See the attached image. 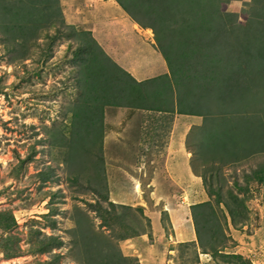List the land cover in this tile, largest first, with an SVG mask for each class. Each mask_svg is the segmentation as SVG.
<instances>
[{
	"label": "rangeland",
	"instance_id": "1",
	"mask_svg": "<svg viewBox=\"0 0 264 264\" xmlns=\"http://www.w3.org/2000/svg\"><path fill=\"white\" fill-rule=\"evenodd\" d=\"M118 1L130 19L162 26L168 40L160 33L161 44L185 53L187 62L209 47L218 51L217 63L226 62L229 49L211 37L228 27L244 30L250 12L256 25L249 31L264 22V0H178L177 13L155 0ZM31 2L36 11L28 14ZM69 3L0 0V264H264V140L243 138L231 121L210 126L204 111L157 122L126 106L136 99L123 86L129 79L122 82L102 56L78 58L91 4ZM66 7L80 19L68 18ZM184 12H191L188 23L178 19ZM153 34L148 28L142 35L154 42ZM255 49L250 70L226 78L227 88L264 80ZM147 63L118 67L144 82L142 106L174 111L175 84L152 85L165 67ZM256 109L251 124L264 118V102ZM222 130L232 132L234 144L209 138ZM206 150H214V161ZM175 220L191 237L174 238Z\"/></svg>",
	"mask_w": 264,
	"mask_h": 264
},
{
	"label": "trees",
	"instance_id": "2",
	"mask_svg": "<svg viewBox=\"0 0 264 264\" xmlns=\"http://www.w3.org/2000/svg\"><path fill=\"white\" fill-rule=\"evenodd\" d=\"M116 1L127 12V10L125 9V5H123L118 0ZM155 1L162 3V5L164 4L165 9L166 6L172 8L175 13H177L178 11H182V8L176 6V4H179L178 0ZM165 9L164 11L167 12V10ZM254 9L259 10L258 8L250 7L249 11H254ZM35 11L36 9L33 7L32 2L24 7V12L28 14H32ZM247 12V10H244V13ZM189 13L191 12H184L180 15V17L178 13V19L181 18V23L189 22L188 20H186L188 19ZM250 14L252 15L251 12ZM251 15H249L250 17H248V19L246 20V24H244L243 26L244 30H233L232 28L228 27L225 31V35H215V38L211 37V41L217 39L223 40V47L226 48V50L229 49L227 56H230L231 61L228 62L230 60L228 59L224 63H217L219 53L216 49H212L210 47V51L207 50L205 54H203L202 52L198 53L197 50L199 48L195 49V60H189L187 62L185 59V53H170L171 47L166 45L163 46V44H161V41H163V39L160 40V38L163 37L160 36V33H164L165 38L168 40V37L166 36L168 32H165L164 30L160 29L162 26L157 27L159 31H156L155 27L152 26L149 22L143 23V25H141L142 22H140L139 20H133L142 28H150L152 31H154V45L156 46L166 63L167 73L162 76H159L158 78L155 77L154 79H149L148 81L151 82L152 85H156V87H159L156 83H158L161 79H167L169 81V86L171 82L175 84V86L172 87L174 88L172 89L173 92H175V102H173L174 100H171L170 104L175 103V107L173 108H175L177 113L187 115L200 114V116H203L204 113H202V111H204L207 121H210V126H214V123L224 126L226 123L225 121H231L230 125L234 128V130H239L244 135L243 138H246L249 141L256 142L264 140V118L262 120H259L255 124H251L249 120H251V116L253 118L256 117V115L252 114V112L254 110H257L256 108L259 106L260 101L264 102V80L260 82V84L257 80H253L249 83H243L233 87L230 86L228 88V84H224L226 78L239 77L244 74V71L250 70L249 60H251V56L254 55L253 50L255 49L252 48V44L257 45L258 43V47H260L261 49L259 51L255 49L257 57H255L254 60L259 59L260 62L264 60V34L262 32V28L264 29V22H259L258 27L255 29V32L249 31L250 27L256 23V21L253 20V16ZM190 23H195V20L192 19ZM83 33L89 36V39L88 41H84L78 46L77 50L80 54V57L78 58L84 61L86 57L88 61H95V58H98L99 55L107 59V61H109L117 69V71L119 70V72L122 73V76H120L122 82L125 80L124 77L126 79H129V83H126L123 86H129V95L136 96V99H134V104H132L133 102H129V104L126 106H128L129 108L136 107L142 109H152V107H148L147 105L142 106L145 101L141 99L140 87L142 84H144V82H136L126 71H124L123 69L118 67L113 61H111V59L105 54V52L98 45V43L94 40V38L90 35L89 32L83 31ZM202 40V38L199 39V41ZM239 56H246L242 59L243 62L245 61V65H242V63H238L236 65V61ZM196 59H199L201 61H197ZM90 65L88 64L84 67L86 69H89ZM128 79L126 82H128ZM187 85H190V87H188ZM220 87L224 88V90ZM135 93H137V95ZM128 101H130V98L128 99ZM90 106L91 105L86 106L88 111L90 110ZM238 111L240 113H238ZM262 114L264 115V109ZM233 121H236V123L233 124ZM206 127L207 126L204 123L203 128L205 129ZM211 134L218 140V143L220 142L225 145H227L229 142L230 144H234L236 140L232 132L230 135H227L225 130H222L219 133H209L208 136L210 139ZM208 136V146L215 148V145L212 140H208ZM214 150L204 151L203 155L205 159H210L211 161H214ZM230 155L231 152L229 148L227 152L224 150V152H221L218 156H220L221 160L225 161V159H227ZM193 164L194 162H192L191 160L190 165L193 171L195 172ZM11 222V224H14L12 219ZM54 241L55 239H53V242ZM55 246L56 245H53V247Z\"/></svg>",
	"mask_w": 264,
	"mask_h": 264
},
{
	"label": "crops",
	"instance_id": "3",
	"mask_svg": "<svg viewBox=\"0 0 264 264\" xmlns=\"http://www.w3.org/2000/svg\"><path fill=\"white\" fill-rule=\"evenodd\" d=\"M74 1L80 2L81 0H68V2L70 3ZM83 1L85 3L87 2L89 5L91 4V9L87 12V15L89 16L87 17V19H83L84 29L90 32V35L102 48L105 54L113 59L117 66L127 67L128 65L132 64L131 66H135L136 68H138L145 62H148L153 66L165 67L166 71L165 61L154 45V42L150 40L148 42L143 38L142 34L144 30H147L148 28H142L135 21L126 16V14H123L119 10L114 0H82V2ZM92 6L94 7V9ZM86 10L88 9L86 8ZM65 12H68V18L75 17L77 19H80V17H78L76 13L73 12V9L72 13L70 12V7H66ZM100 13H102V16L98 17L97 14ZM165 71H163L161 75H164ZM155 77H158V75ZM133 79L136 82H142V80L140 79ZM143 112H145L146 114L148 113L147 117L149 121L156 120L157 122H160L164 114H173L174 116H176V121L183 122V119L182 121H179L181 118H183V114L177 113L175 108L174 111L167 110L163 112L143 109ZM190 120L191 119H189L188 122ZM174 132L175 137L178 138L180 131L175 129ZM173 167V174L169 175L170 178H173L177 174L176 169ZM188 195L192 194L188 193ZM166 207H170V204L167 203ZM180 223V220L171 222L174 238L175 235L176 238L178 236L185 239L191 237L192 234L190 231L179 229L178 224Z\"/></svg>",
	"mask_w": 264,
	"mask_h": 264
}]
</instances>
